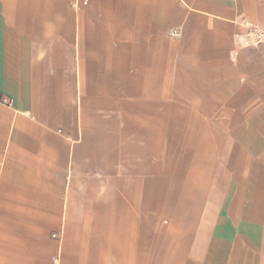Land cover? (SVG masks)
I'll use <instances>...</instances> for the list:
<instances>
[{"label":"crops","instance_id":"obj_1","mask_svg":"<svg viewBox=\"0 0 264 264\" xmlns=\"http://www.w3.org/2000/svg\"><path fill=\"white\" fill-rule=\"evenodd\" d=\"M74 2L0 0V247L29 244L7 241L31 237L16 230L82 228L72 169L97 150V208L126 219L130 206L148 205L149 173L158 199L172 193L162 180L189 181L186 196L212 177L205 264H264V41L249 37L251 0ZM140 61L165 102L235 150L223 168L202 172L204 137L172 123L163 138L157 109L120 96ZM97 76L116 82L111 91Z\"/></svg>","mask_w":264,"mask_h":264},{"label":"rangeland","instance_id":"obj_2","mask_svg":"<svg viewBox=\"0 0 264 264\" xmlns=\"http://www.w3.org/2000/svg\"><path fill=\"white\" fill-rule=\"evenodd\" d=\"M75 4L73 0L74 8ZM251 5L254 18L250 20L249 37L257 42L256 31H264V0H251ZM141 62L134 70V81H124L125 88L119 86L120 96L132 105L144 104L152 110L157 109L161 116L163 138L172 123H175L178 130L187 129L204 137L211 160L202 167V172H215L223 168V156L235 153V150L221 149L224 140L211 124L187 109L175 111L169 102H165L159 81L153 78L155 71L148 69L145 61ZM97 83L111 91L116 82L103 81L97 76ZM123 132L124 129L121 130ZM120 136L123 137L119 132ZM195 139L196 144H201L200 138ZM146 151L148 156V149ZM159 153L163 168L165 148H161ZM225 161L229 162V159ZM72 170V178L78 179L71 181V189L78 195L74 200V208L80 212L75 213L72 220L85 224L80 229L71 230L13 231L31 237L7 239L29 244L0 247V260L5 261V264H158L160 259L168 261V264H205V251L210 236L205 223V206L213 193L212 188H209L213 184L212 177L190 182L191 192L186 196L183 195V186L189 184V181L181 177V180L168 184L162 180L161 185H169L172 193L158 199L152 187L158 183L153 179V174L149 173L147 176L152 177L150 181L153 185L148 189V205L142 208L130 206L125 219V214L120 211L116 214L109 207L97 208V185L105 182V176L97 171V150L93 156L87 153L83 163ZM83 208L85 213H81ZM99 242L103 243L101 248L97 247ZM62 247L66 256L61 255ZM4 249L5 253L2 252ZM10 249H21L24 252L10 253Z\"/></svg>","mask_w":264,"mask_h":264},{"label":"built area","instance_id":"obj_3","mask_svg":"<svg viewBox=\"0 0 264 264\" xmlns=\"http://www.w3.org/2000/svg\"><path fill=\"white\" fill-rule=\"evenodd\" d=\"M251 28V26H250ZM257 42H262L264 41V31H256V35H255Z\"/></svg>","mask_w":264,"mask_h":264}]
</instances>
